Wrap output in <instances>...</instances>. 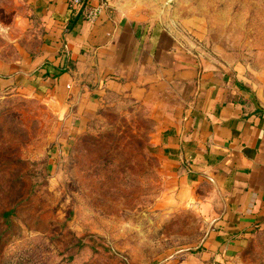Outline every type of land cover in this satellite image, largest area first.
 Instances as JSON below:
<instances>
[{"label":"rangeland","instance_id":"374dc122","mask_svg":"<svg viewBox=\"0 0 264 264\" xmlns=\"http://www.w3.org/2000/svg\"><path fill=\"white\" fill-rule=\"evenodd\" d=\"M117 1L264 103V0ZM28 11L0 0V61L36 46ZM50 99L0 93V264H264V229L230 251L207 246L211 214L173 191L145 107L81 113Z\"/></svg>","mask_w":264,"mask_h":264},{"label":"crops","instance_id":"0c3cea01","mask_svg":"<svg viewBox=\"0 0 264 264\" xmlns=\"http://www.w3.org/2000/svg\"><path fill=\"white\" fill-rule=\"evenodd\" d=\"M22 2L37 44L0 61V93L42 87L52 104L81 113L145 107L155 120L148 145L173 191L211 214L207 246L230 251L264 229V103L244 82L187 59L117 0L92 23L68 0Z\"/></svg>","mask_w":264,"mask_h":264},{"label":"built area","instance_id":"2783aa9c","mask_svg":"<svg viewBox=\"0 0 264 264\" xmlns=\"http://www.w3.org/2000/svg\"><path fill=\"white\" fill-rule=\"evenodd\" d=\"M108 0H99L97 4H93L92 0H68L71 8L78 10L81 17L88 22L97 20L99 13L107 6Z\"/></svg>","mask_w":264,"mask_h":264},{"label":"trees","instance_id":"16d2710c","mask_svg":"<svg viewBox=\"0 0 264 264\" xmlns=\"http://www.w3.org/2000/svg\"><path fill=\"white\" fill-rule=\"evenodd\" d=\"M64 70H65V69L62 68V69L59 70V72H63ZM45 74H47V72H46ZM55 75H57V74H55ZM6 214H7V213H6Z\"/></svg>","mask_w":264,"mask_h":264}]
</instances>
